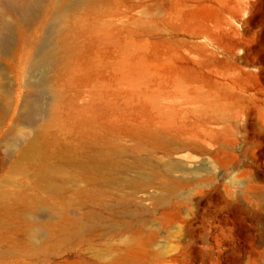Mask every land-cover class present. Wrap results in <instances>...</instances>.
I'll use <instances>...</instances> for the list:
<instances>
[{"label":"rangeland","instance_id":"rangeland-1","mask_svg":"<svg viewBox=\"0 0 264 264\" xmlns=\"http://www.w3.org/2000/svg\"><path fill=\"white\" fill-rule=\"evenodd\" d=\"M79 15L68 95L87 106L93 88L94 125L68 110L66 143L114 156L119 180L52 193L63 181L30 168L9 183L19 152L0 135V264H264V0H95Z\"/></svg>","mask_w":264,"mask_h":264},{"label":"bare ground","instance_id":"bare-ground-1","mask_svg":"<svg viewBox=\"0 0 264 264\" xmlns=\"http://www.w3.org/2000/svg\"><path fill=\"white\" fill-rule=\"evenodd\" d=\"M94 2L6 0L5 5L0 3V135L9 142L12 151L19 152L5 178L9 183L17 175H27L30 168L48 183H53L48 180L52 178L63 181L62 188L53 183L50 189L49 185L48 191L52 193L67 190L74 181L95 188L101 182V185H109L119 180L115 173L111 174L118 164L114 156H99L93 150L82 156L76 144L66 143L70 127L68 110L75 108L80 120L87 112L88 124L94 125L90 118V113H94L93 88L87 91V106L82 103L85 101L82 91L75 99L72 93L71 97L68 95L78 66L76 60L83 54L80 41L89 27L79 13ZM11 77L17 86L14 102ZM84 107L87 109L85 113ZM58 133L65 136L61 138ZM51 139L53 142L50 143ZM78 141L90 145V148L98 142L90 127L88 135H81ZM110 147H114L111 141ZM109 152L116 154L120 151L113 149ZM52 159L62 161L66 167H54ZM142 165L140 160L135 162L136 168ZM172 170L167 168L168 173ZM134 180L131 179L129 184H136ZM94 188L88 190L77 186L75 190L81 196L87 194L94 198ZM4 197L0 194V203ZM27 204L32 211L46 207L34 201ZM21 218L25 219L24 216ZM38 231L39 228L29 226L26 232L35 238Z\"/></svg>","mask_w":264,"mask_h":264}]
</instances>
